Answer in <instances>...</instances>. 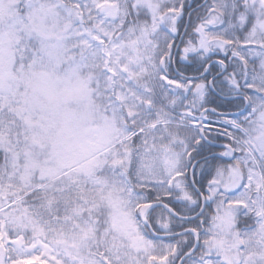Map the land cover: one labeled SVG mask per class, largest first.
Masks as SVG:
<instances>
[{
  "label": "snow or ice",
  "instance_id": "1",
  "mask_svg": "<svg viewBox=\"0 0 264 264\" xmlns=\"http://www.w3.org/2000/svg\"><path fill=\"white\" fill-rule=\"evenodd\" d=\"M0 264H264V0H0Z\"/></svg>",
  "mask_w": 264,
  "mask_h": 264
}]
</instances>
